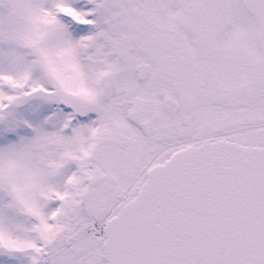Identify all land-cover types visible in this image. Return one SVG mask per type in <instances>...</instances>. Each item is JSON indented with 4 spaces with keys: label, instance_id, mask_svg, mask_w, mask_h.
<instances>
[{
    "label": "snow or ice",
    "instance_id": "6c2138e0",
    "mask_svg": "<svg viewBox=\"0 0 264 264\" xmlns=\"http://www.w3.org/2000/svg\"><path fill=\"white\" fill-rule=\"evenodd\" d=\"M0 264H264V0H0Z\"/></svg>",
    "mask_w": 264,
    "mask_h": 264
}]
</instances>
